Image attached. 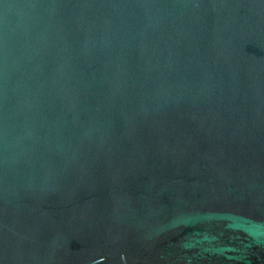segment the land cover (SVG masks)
<instances>
[{
    "label": "water",
    "instance_id": "1",
    "mask_svg": "<svg viewBox=\"0 0 264 264\" xmlns=\"http://www.w3.org/2000/svg\"><path fill=\"white\" fill-rule=\"evenodd\" d=\"M0 264H264V0H0Z\"/></svg>",
    "mask_w": 264,
    "mask_h": 264
}]
</instances>
